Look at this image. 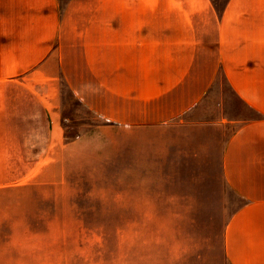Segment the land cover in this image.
Listing matches in <instances>:
<instances>
[{
    "label": "crops",
    "instance_id": "obj_1",
    "mask_svg": "<svg viewBox=\"0 0 264 264\" xmlns=\"http://www.w3.org/2000/svg\"><path fill=\"white\" fill-rule=\"evenodd\" d=\"M221 78L244 111L201 119ZM63 84L108 125L215 159L218 199L242 200L226 261L264 264V0H0L2 246L24 237L25 213L34 223L40 191L67 187Z\"/></svg>",
    "mask_w": 264,
    "mask_h": 264
},
{
    "label": "rangeland",
    "instance_id": "obj_2",
    "mask_svg": "<svg viewBox=\"0 0 264 264\" xmlns=\"http://www.w3.org/2000/svg\"><path fill=\"white\" fill-rule=\"evenodd\" d=\"M63 94L67 187L40 191L34 223L25 213L19 225L24 237L14 247L0 240V264H228L223 231L242 200L218 199L217 161L179 158L175 135L163 143L156 132L108 125L64 84ZM243 111L221 78L199 117Z\"/></svg>",
    "mask_w": 264,
    "mask_h": 264
}]
</instances>
